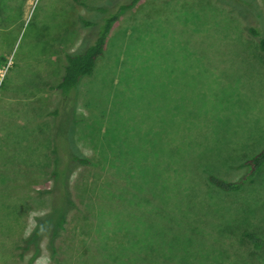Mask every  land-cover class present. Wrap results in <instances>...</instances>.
I'll return each mask as SVG.
<instances>
[{"label":"rangeland","instance_id":"374dc122","mask_svg":"<svg viewBox=\"0 0 264 264\" xmlns=\"http://www.w3.org/2000/svg\"><path fill=\"white\" fill-rule=\"evenodd\" d=\"M132 1L0 0V104L30 87L55 151L5 163L37 133L0 139V264H264L244 237L264 236V167L239 192L210 183L264 149V54L247 30L264 34V0H140L64 100L66 56L99 33L82 19ZM74 154L92 164L71 166L68 191Z\"/></svg>","mask_w":264,"mask_h":264},{"label":"trees","instance_id":"16d2710c","mask_svg":"<svg viewBox=\"0 0 264 264\" xmlns=\"http://www.w3.org/2000/svg\"><path fill=\"white\" fill-rule=\"evenodd\" d=\"M140 0H133L130 4H120V8L118 7V14L109 13L108 10L101 8L99 11L102 12L105 16L103 18V21L101 23H94L89 22L87 19H82V22L84 25L89 27H94L95 24H98L99 26V33L97 36V39L94 40L95 42L91 43V45L88 46V48L83 49L79 53L74 54H68L66 56V64L63 69V74L61 76L60 82L57 84L56 89L61 93L62 98L64 100H69L70 98L76 99L75 92L78 89V86L81 82V80L85 77L91 76L93 73V70L96 65V61L103 56L105 45L108 36L111 33V30L114 26V24L118 21V18L121 14H124L129 9L133 8ZM247 5H251L252 7L256 6L257 11L260 10L257 3V0H251V2H246ZM245 3V4H246ZM1 8V5H0ZM260 16H262L261 12L259 13ZM254 16V15H253ZM249 34H251L258 42V49L261 53L264 54V34L258 30V28L251 26L248 24L247 28ZM75 151V149H74ZM55 152V151H54ZM71 161L69 163V167H67L68 176L65 182L63 183L62 180L59 181V176L57 172H53V179H55L58 183H63L66 188L69 191V181L70 177L69 174L72 171L71 166L75 164L79 165H91V161L81 155L74 154L71 158ZM264 167V149L257 154L255 157L247 160L245 163L241 165V169H246L247 173L243 175L239 180L237 181H226L224 179L217 178L215 176L210 177V183L217 187L218 189L229 192V193H235L241 191L246 185L253 182L255 179V175L258 173ZM55 181V182H56ZM58 183V184H59ZM58 186V185H57ZM69 195L67 201H69ZM67 201H66V208H67ZM40 223V222H39ZM46 224V222H44ZM62 223H60L59 227ZM36 227V231L33 234V237H36L40 233H43L45 231V225H43V231L39 232ZM56 226H58L56 224ZM244 237L250 241V244L252 247L257 250H264V236H260L255 233H244Z\"/></svg>","mask_w":264,"mask_h":264},{"label":"crops","instance_id":"0c3cea01","mask_svg":"<svg viewBox=\"0 0 264 264\" xmlns=\"http://www.w3.org/2000/svg\"><path fill=\"white\" fill-rule=\"evenodd\" d=\"M61 80V79H60ZM58 81V83L60 82ZM9 85V81H8ZM8 85L6 87V90L4 91V94H7L9 96H13V92H16L15 90H12L10 93L8 92ZM10 89V88H9ZM30 87L22 88V92L19 89L18 92H16L15 95L19 94L18 98L9 99L7 98L4 102V105L0 104V139H4L6 136V132H10V136L14 135V132L16 131V128H19L23 130V133H27V135L37 133V136H31V138L26 137V141L24 143L22 141L19 143L21 147H24L23 151L26 153H23L19 151L18 153L14 152V149L9 150L6 149L7 152V159L5 163H8L9 161L12 162L14 158L19 159V163L24 162L25 158H28L30 156L32 157H38L40 155H43V160L48 162V164L51 162L52 155H54V149H52L51 141H46L44 132L42 131L45 126H48L50 123V115L49 112L45 111L44 107L41 108H35L34 101L29 100L30 93ZM44 95H39V98L42 100ZM31 97V96H30ZM22 98V99H20ZM20 100V101H18ZM31 102V103H30ZM3 110H2V108ZM46 112V113H45ZM32 122V126H29L28 122ZM5 126V129H2V126ZM30 129V130H29ZM17 134V131H16ZM40 135V138L38 137ZM4 141H0V146H2ZM32 148L35 149H41L38 153H33ZM1 157V156H0ZM0 162H3L0 160ZM44 162V164L46 163ZM12 201L11 199H8V202ZM8 221L13 220L16 222L24 223L26 226L27 223H25V218H9L7 217ZM42 220V219H40ZM18 226V225H17ZM38 224L36 225V227ZM23 227V226H22Z\"/></svg>","mask_w":264,"mask_h":264}]
</instances>
